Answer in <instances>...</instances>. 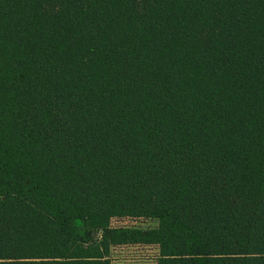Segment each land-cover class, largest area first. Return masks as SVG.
<instances>
[{
	"label": "trees",
	"instance_id": "trees-1",
	"mask_svg": "<svg viewBox=\"0 0 264 264\" xmlns=\"http://www.w3.org/2000/svg\"><path fill=\"white\" fill-rule=\"evenodd\" d=\"M133 244L264 264V0H0V264Z\"/></svg>",
	"mask_w": 264,
	"mask_h": 264
},
{
	"label": "rangeland",
	"instance_id": "rangeland-1",
	"mask_svg": "<svg viewBox=\"0 0 264 264\" xmlns=\"http://www.w3.org/2000/svg\"><path fill=\"white\" fill-rule=\"evenodd\" d=\"M155 222L150 219H114L111 221V227H137L147 230L153 227ZM77 226L81 227L80 224ZM113 248V249H112ZM110 264H154L158 251L153 245L133 244L112 246L109 250ZM156 264V263H155Z\"/></svg>",
	"mask_w": 264,
	"mask_h": 264
},
{
	"label": "crops",
	"instance_id": "crops-1",
	"mask_svg": "<svg viewBox=\"0 0 264 264\" xmlns=\"http://www.w3.org/2000/svg\"><path fill=\"white\" fill-rule=\"evenodd\" d=\"M112 249H113V248H112ZM155 263H156V262H155ZM155 263H154V264H155ZM111 264H112V262H111ZM141 264H143V263H141Z\"/></svg>",
	"mask_w": 264,
	"mask_h": 264
}]
</instances>
